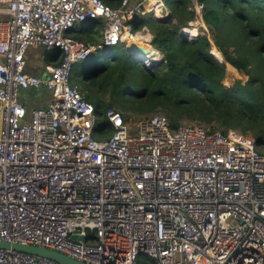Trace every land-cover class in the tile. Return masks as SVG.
Masks as SVG:
<instances>
[{
    "label": "built area",
    "instance_id": "obj_1",
    "mask_svg": "<svg viewBox=\"0 0 264 264\" xmlns=\"http://www.w3.org/2000/svg\"><path fill=\"white\" fill-rule=\"evenodd\" d=\"M153 4L166 7L0 0V242L87 264H264V152L251 136L198 123L175 129L163 113L132 128L116 109L106 114L113 131L101 135L94 104L73 84L93 53L142 43L128 22L154 14ZM96 19L105 22L100 46L71 35ZM33 46L60 51L47 78L27 72ZM135 58L160 61L154 50ZM41 88L50 101L28 110L21 91ZM0 264L58 263L0 249Z\"/></svg>",
    "mask_w": 264,
    "mask_h": 264
},
{
    "label": "trees",
    "instance_id": "obj_2",
    "mask_svg": "<svg viewBox=\"0 0 264 264\" xmlns=\"http://www.w3.org/2000/svg\"><path fill=\"white\" fill-rule=\"evenodd\" d=\"M103 1L118 8L123 0ZM197 2L203 6V21L214 35V44L207 34L190 40L182 33L199 18L193 0H164L170 12L167 18L145 14L128 22L134 33L145 27L150 30L151 44L164 55L162 60L142 64L123 43L111 48L112 57L103 64L89 59L75 68L74 85L82 86L98 117L105 118L99 134L113 131L106 116L110 109L121 111L127 119L161 111L175 129L189 122L225 134L237 130L254 138L264 152V0ZM97 22L90 20L83 26ZM214 46L218 59L212 54ZM59 62L57 55L51 57L50 63ZM227 65L247 79L228 86Z\"/></svg>",
    "mask_w": 264,
    "mask_h": 264
},
{
    "label": "crops",
    "instance_id": "obj_3",
    "mask_svg": "<svg viewBox=\"0 0 264 264\" xmlns=\"http://www.w3.org/2000/svg\"><path fill=\"white\" fill-rule=\"evenodd\" d=\"M135 1L136 0H133V2H135ZM146 2L147 1H145V5L148 4ZM165 13H167V14L165 15ZM169 14H170V12L165 7V9L163 11L164 16L163 15L162 16L164 18H166ZM150 15H155V14H150ZM96 20H98L97 24H94L90 27L85 28V26H83L84 23L77 25L80 27L78 28L76 26V28L71 32V35L73 37H76V38L78 37L79 41H81L83 43L100 46L101 41H102V34H103V31L105 28V22L101 19H96ZM185 29H187V28H185ZM89 32L97 33L100 36L101 40L97 41V39L94 38L93 35H90ZM146 35H147V39L150 42V43L147 42L146 44H148V47L151 46V50L152 51L154 50V52L156 53V57H159V59L162 60L164 58V55L160 51L155 50L151 44L152 39H153V35L150 32V30H149V33ZM54 50H57V53L59 51L58 49L47 50V49L39 48V47H35V46L30 47L28 50V54H27V72L30 75L38 76L41 78H47L50 75V73L46 70L45 66L47 64H50L51 57L57 55L59 61L61 59L60 58V51L58 54H55ZM107 50L109 51V53H107V54H109L108 56L111 57L112 56L111 48L107 49ZM107 50H105V51H107ZM105 51H104V53H105ZM88 59H90V58H88ZM88 59L86 61H88ZM52 64H54V63H52ZM73 77H74V74H73ZM76 86H78V85H76ZM20 96L22 97L21 100L26 104L28 110L36 109L39 107H44L48 104V102L51 99L50 92L44 88L22 90Z\"/></svg>",
    "mask_w": 264,
    "mask_h": 264
},
{
    "label": "rangeland",
    "instance_id": "obj_4",
    "mask_svg": "<svg viewBox=\"0 0 264 264\" xmlns=\"http://www.w3.org/2000/svg\"><path fill=\"white\" fill-rule=\"evenodd\" d=\"M162 9V8H161ZM163 10V9H162ZM152 13V12H151ZM151 13H149L148 15H150ZM156 13V10H155V12H154V14ZM167 13H165V15H166ZM155 16V15H154ZM78 28L80 27V26H77ZM198 29L197 30V35L196 36H198L199 34H207L208 35V37L211 39V41L213 42V44H214V35H213V33H211L210 32V30L207 28V26L204 24V21H202L201 19L200 20H197V21H195V22H193L192 23V27L191 28H189V29ZM201 28V29H200ZM145 29V31H143ZM227 29L229 30V31H232L233 30V28L231 27V26H227ZM144 32V40L143 41H140V42H142V43H144V44H142V43H139V44H141V45H147L148 46V44H146V42H148V43H150L149 42V40L147 39V35L146 34H148L149 33V29L148 28H143L142 30H140L139 31V33L142 35V33ZM183 32H184V30H183ZM89 34L90 35H93V37L94 38H96L97 39V41H99V40H101L100 39V36L97 34V33H93V32H89ZM185 36H187L188 38H191V37H196V36H192V35H190L189 33H183ZM221 39H222V42H224L225 40H224V38L223 37H221ZM149 49H151V46H149ZM214 49H215V51L217 52L218 50H217V47L216 46H214L213 47V52H214ZM232 50V49H231ZM104 51L105 50H99V51H97V52H95L94 54H92L89 58L91 59V60H96V61H98L99 63H101V64H103L104 62H106L109 58H110V56H108L109 54H107V53H104ZM113 54V53H112ZM215 56V55H214ZM223 56V55H222ZM112 57V56H111ZM216 57V56H215ZM217 58V57H216ZM89 60V59H88ZM222 61H224V58H223V60ZM83 64V63H82ZM82 64H79L77 67H79V66H81ZM232 70V71H231ZM77 76V75H76ZM79 78H78V76H77V80H78ZM237 79H243V80H246L247 79V76L246 75H244L243 73H240L238 70H236V69H234L232 66H229V65H227V77H226V80H225V83L228 85V86H230V85H232ZM76 85H78V87L80 88V90L82 91V86L80 85V84H76ZM20 98L22 99V97L20 96ZM157 113H162L161 111H157V112H155V113H152V114H148V115H136V114H133V115H130L129 116V118H131L134 122H132V125H131V127L132 128H135V121H137L138 119H142V118H149V117H151V116H153V115H155V114H157ZM104 116L103 117H97L96 119H95V123H96V127H100V125L103 123V121H104ZM189 122H183L182 123V125H184V124H188ZM262 151V150H261Z\"/></svg>",
    "mask_w": 264,
    "mask_h": 264
},
{
    "label": "water",
    "instance_id": "obj_5",
    "mask_svg": "<svg viewBox=\"0 0 264 264\" xmlns=\"http://www.w3.org/2000/svg\"><path fill=\"white\" fill-rule=\"evenodd\" d=\"M182 33L184 32L182 31ZM127 48L134 54V57H136L137 55L148 54L146 53V51L148 50L145 49V45H141L135 41L129 42L127 44ZM105 53H109V51L107 50L105 51ZM74 239L84 240V237L74 236ZM0 249H14V250L29 253L32 255L46 257V258L54 260L58 264H87L85 262H81L76 259H73L70 256L63 254L61 252L51 251L46 248H40V247H35V246H27V245H20V244L12 245L6 242H0Z\"/></svg>",
    "mask_w": 264,
    "mask_h": 264
},
{
    "label": "bare ground",
    "instance_id": "obj_6",
    "mask_svg": "<svg viewBox=\"0 0 264 264\" xmlns=\"http://www.w3.org/2000/svg\"><path fill=\"white\" fill-rule=\"evenodd\" d=\"M154 5V4H153ZM155 6V9H156V13H155V16H157L158 18H164L163 16V10L161 9V7H159V6H157L156 7V5H154ZM163 15V16H162ZM197 28L196 29H189V28H187V29H184V32L186 33H189L190 35H192V36H196L198 33H197ZM197 33V34H196ZM145 49L146 50H148V51H146V53H150L151 52V49H149V47L148 46H145ZM217 53H218V51H217Z\"/></svg>",
    "mask_w": 264,
    "mask_h": 264
}]
</instances>
